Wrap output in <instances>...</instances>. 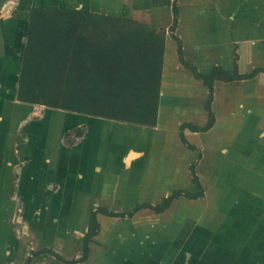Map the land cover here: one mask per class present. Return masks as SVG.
Instances as JSON below:
<instances>
[{"label": "crops", "instance_id": "0c3cea01", "mask_svg": "<svg viewBox=\"0 0 264 264\" xmlns=\"http://www.w3.org/2000/svg\"><path fill=\"white\" fill-rule=\"evenodd\" d=\"M33 1L40 4H32L38 7L74 8L140 22L165 30L166 41L156 126H144L60 110L59 112L64 115L63 122L60 123V118L53 114L52 117L55 120L45 127L42 125V106L18 101L15 96L30 8L23 11L18 9L17 13L2 17L0 20V76L10 83L5 89L9 94L7 101L31 109L26 117L23 114L17 120L11 117L16 113L14 108H11V111L8 108V113L3 109L0 110V146L6 143L11 151L15 142L19 145V152V147L25 144L20 154L24 158V165L20 172V183L18 180L17 184L23 194L31 189L33 195L31 193L30 197L35 200L38 194H41L44 188L52 186L54 181L57 184L59 181L62 184L66 182L75 191L74 187L77 185L75 179L84 177L87 181L84 190L88 196L83 199V203L91 201L93 203L91 207L107 208L108 197H120L124 190L141 192L154 185V196L159 199V203L177 187L184 189L182 182L188 171H191L190 166L195 160L197 161L196 171L202 184H204V173L207 170L213 171L212 176H217L220 172L228 177L251 176L264 180V0H177L179 16L174 33L170 30L174 20V0ZM7 10L6 7L5 11ZM174 34L179 40L174 37ZM179 43H181L183 58L203 75L209 74L216 67H221L231 74H250L259 70L250 78L216 79L212 101V109L216 117L213 126L207 131L184 129L187 140L201 151V158H198L197 151L188 148L183 142L180 131L182 124L186 122L197 126L208 123L210 114L206 103L210 89L203 79L195 75L191 67L182 62ZM60 125H64V128L68 130L82 125L85 133H81L76 141L66 143L63 136H58ZM39 126H42L41 130ZM17 130L24 135L19 143L14 137ZM53 137L58 138L54 140ZM33 144L34 149H32ZM0 157L4 163V156L1 153ZM33 159L40 162L38 167L34 168L30 165L29 162ZM48 161L50 164L47 166ZM12 166L15 167L13 161L5 178L8 183L6 188L2 189L3 194L8 191L10 177L15 176L11 177L13 184H15L14 179H17V176L12 173ZM30 168L35 169L37 175L35 174L32 184L26 187ZM60 173L64 177H61ZM249 184L248 186L240 185V189L236 187V191L241 190V193L237 200H234L236 201L234 205L232 202H221L228 210L233 205L234 209L237 206L243 211L242 218L234 216L230 220L232 224H235V219L243 228L246 227L238 233L234 232L233 226H230L231 236L239 240L238 242H245V245L233 246V249L227 250L228 252L233 250L232 257L236 259L234 264H245L242 257L247 256L254 249L248 246L251 240H258L256 246L264 241V190L258 191L264 188V185L260 183L262 187L259 188ZM189 185L191 188H197L193 180L189 182ZM229 187L213 188L216 195L222 196L224 200L228 195L222 194H228L231 191ZM183 197L175 199L171 206ZM171 206L164 212L172 214ZM258 207L262 214L255 217ZM145 210L155 212L150 208H142L136 214ZM177 213L174 211L173 215ZM5 214L10 216V206L1 201L0 230L2 232L0 235L3 237L4 224L1 220ZM102 215L107 216L99 213L100 223H102L100 220ZM252 223L256 225L254 229L252 228L253 233ZM167 225L170 229L182 230L179 235L184 236V241L188 240L187 229L181 227L179 223L177 225L170 219ZM213 229L210 227L212 233H214ZM7 239L16 240V236ZM216 239L218 240V237ZM224 242L226 240L221 238L217 242L218 245L216 243L222 253L223 249H226L223 246ZM232 242L235 244L234 241ZM145 246L150 252L148 253L149 263L165 264V257L169 256L167 262L172 264L173 257L168 254L167 248H164L163 254H159L155 245L145 244ZM238 251L241 253L236 254ZM104 253H108L106 258L116 254L109 250L102 254ZM137 254V251L132 252L130 249V252L124 254L125 259L123 258V261L118 264H138ZM194 255L196 252L192 251L180 254L177 258L179 264H190ZM262 256L263 260L264 255ZM175 261L178 262L176 259ZM111 263L112 261L109 262Z\"/></svg>", "mask_w": 264, "mask_h": 264}, {"label": "rangeland", "instance_id": "374dc122", "mask_svg": "<svg viewBox=\"0 0 264 264\" xmlns=\"http://www.w3.org/2000/svg\"><path fill=\"white\" fill-rule=\"evenodd\" d=\"M32 4L38 5L39 3L33 0H1L0 20L2 17L17 13L18 9L21 11L26 8L28 9L33 6ZM6 7L8 9L7 11H5ZM90 30L94 31L93 29ZM5 80L0 76V110L3 109L8 113V108H10L9 111H11V108H14L16 113L11 115L12 118L17 120L19 117H22L21 115L23 114H25L26 117L31 112V109L23 107L22 105L13 104L12 101H7L9 94L5 89H7L10 83ZM40 106H42L43 110V126L47 127L49 122L54 121L55 119L52 117L54 115L60 118V123L63 122L62 117L64 115L59 112L62 109L50 108L45 105ZM32 122L33 121H31V123ZM39 129L41 130L42 126H39ZM83 132L85 133L82 125L70 130L65 129L64 125H60L58 136H63L66 143H72L80 137L81 133L84 134ZM23 136V133L17 130L16 134H14L15 141L18 143L21 142ZM57 138L58 137H55L54 140ZM5 144L6 143H3L0 146V153L4 156V163L1 161L2 158L0 157V203L1 201L2 203H7V205L10 206L11 214L10 216L5 214L1 220L3 221L2 224H4L2 228L4 229L5 235L4 237L0 235V264H25L32 250L41 248H51L65 259L79 257L82 254V238L88 230L90 213L95 208L91 207V204H93L91 201L83 203V199L88 196L84 190L87 181L84 180V177L76 178L77 185L74 187L75 191H73L71 186L67 185L65 181V184H62L61 181L57 184V182L54 181L52 186L46 188L48 190L44 188V191L38 194L37 199L33 200V198L30 197L31 193L33 195L31 189H28L27 193L23 194L22 191H20V186L17 185L18 180L20 183V172L23 170L22 166L24 165V158L20 154L23 152L22 149L25 144L22 145L23 148L22 146L19 147V152V145H16L15 142L11 151L7 146L8 144ZM34 148L35 145L33 144L32 149ZM12 155H14V157H12ZM12 161L15 165V167L12 166V173L17 176V179H14L15 184H13L11 177L14 178L15 176L10 177L8 191L3 194L2 189L4 190L8 183L5 178L8 176V172L11 169ZM29 163L34 168L40 165V162L36 159L31 160ZM46 163L47 166L50 164L49 161ZM212 172L213 171L210 172V170H207V172L205 171L204 173V195L194 201L190 198L187 199L186 196L181 200H176L173 206H171L172 214L168 212L156 214L151 210H145L138 214H136V212L133 215L134 217L124 216L123 218H113L102 215L100 217L102 221V223H100L102 228L101 232L95 237V242L90 245L91 250L89 259L87 262L81 264H109L110 261H112L111 264H118L123 261V258L125 259L126 256H124V254L130 252V249L132 252L137 251L136 261L138 264H148L150 261L148 253L150 252H148L149 250H147L145 244L155 245V249L159 254H163L164 248H167L169 251L168 254L173 257L172 264H179L177 258L186 251L196 252L190 264H234L236 259L232 257L233 250L231 252L228 251L233 249V246L245 245V242H238L239 240L231 236L229 231L230 226H233L234 232L238 233L239 230L246 229V227L243 228L235 219L234 221L237 224L235 222H233L235 224H232L230 221L231 217L233 218L234 216H236V218L243 217V211L239 207L236 206V209L233 208L236 202H234V200L239 196V193H241V190L236 191V187L240 189V185L248 186L250 183V186L260 188L262 184L264 185V180L259 177L251 176L248 178L246 176H241L240 178L234 176L228 177L220 172L217 176H212ZM35 174L37 175L35 169H28L26 187L32 184ZM60 176L64 177L61 173ZM191 180L192 174L191 171H188L187 176H185L182 182V186L184 190L186 189L188 192L195 193L198 189L194 187L191 188L189 185ZM154 186H150V188L141 192L124 190L122 193L123 195L120 197H108L106 200L108 204L107 208L111 211L129 212L133 210L137 203L150 202L157 204L159 199L154 196ZM218 186L221 188L224 186L231 187V191L228 194H222L224 196L228 195L224 200L222 196L216 195V191L213 188H217ZM177 189L182 188L177 187ZM50 190H53V192H50ZM260 190H264V188H260L258 191ZM245 196H247V194H245ZM138 199L139 201H137ZM222 201L232 202L233 205L228 210L225 204L221 203ZM259 204L260 203H258V205ZM259 209L260 207L256 210L255 217L262 214ZM174 211L178 213L173 215ZM170 219L177 225L179 223L181 227L187 229V241H184V236L179 235V232H182V230L179 231L178 228L170 229L167 225ZM251 225L253 233V229L256 225L253 223ZM210 227L214 228V233L210 231ZM1 232L2 230H0V234ZM15 236L16 240L7 239L14 238ZM217 237L218 240L216 239ZM221 238L226 240L223 244V246L226 247V249H223V253L220 252V249L216 246V243L221 240ZM151 239L154 240L152 241ZM232 241H234L235 244H233ZM257 243L258 240L256 239L251 240L249 245L246 244L254 249H252V252L247 256L242 257L245 264H264V259L262 260V255H264V241H261V244L256 246ZM106 250L116 254L106 258L108 253L102 254ZM10 251L11 253H9ZM242 251L244 250L242 249ZM238 253H241V251L236 252V254ZM168 258L169 256L165 257V264H169L167 262ZM129 259L131 260L132 258ZM175 259L178 262H176ZM133 260H135V258H133ZM9 261H11V263ZM153 262H155V260H153ZM30 264L66 263L62 262L54 255L43 253L34 257Z\"/></svg>", "mask_w": 264, "mask_h": 264}, {"label": "trees", "instance_id": "16d2710c", "mask_svg": "<svg viewBox=\"0 0 264 264\" xmlns=\"http://www.w3.org/2000/svg\"><path fill=\"white\" fill-rule=\"evenodd\" d=\"M173 12L170 30L174 33L179 16L177 0H174ZM174 37L178 39L175 34ZM165 41V30L140 22L74 8L31 6L16 100L132 124L156 126ZM179 54L182 62L191 67L210 89L206 103L210 114L208 123L197 126L186 122L180 131L183 142L197 151L198 158H201V151L187 140L184 129L207 131L213 126L216 117L212 101L216 79L250 78L259 70L250 74H231L216 67L203 75L183 58L181 43ZM196 164V160L192 162L190 170L197 192L174 189L161 202L139 203L129 212L96 207L90 213L79 257L65 259L51 248H41L32 250L25 264H30L34 257L43 253L54 255L66 264L87 261L90 245L100 232L99 213L113 217L133 216L142 208L162 213L181 196L190 199L202 197L204 187Z\"/></svg>", "mask_w": 264, "mask_h": 264}]
</instances>
